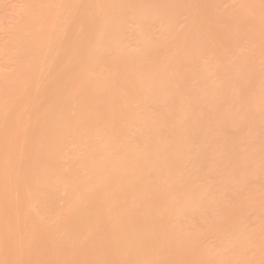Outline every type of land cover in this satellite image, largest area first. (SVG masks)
<instances>
[{
    "label": "bare ground",
    "instance_id": "1",
    "mask_svg": "<svg viewBox=\"0 0 264 264\" xmlns=\"http://www.w3.org/2000/svg\"><path fill=\"white\" fill-rule=\"evenodd\" d=\"M200 1H31L0 77V264H264V63L214 85Z\"/></svg>",
    "mask_w": 264,
    "mask_h": 264
},
{
    "label": "rangeland",
    "instance_id": "2",
    "mask_svg": "<svg viewBox=\"0 0 264 264\" xmlns=\"http://www.w3.org/2000/svg\"><path fill=\"white\" fill-rule=\"evenodd\" d=\"M31 1L30 0H0V77L1 78L5 77V76H9V75L13 74L15 71V68H16L15 54L16 53L14 52L13 49L10 48V43L12 41V33L11 32L15 29L14 27H16L21 22L25 11L28 10L31 6ZM240 1H242V0H223L219 5H217V6L212 5L210 7H208L206 4H204V0L200 1V4H198L199 9L204 10L202 21L204 23H206L209 26L210 30L214 33V36L212 38V37H210V35H213V33L211 32V34H210V31H209V34H210L209 38L206 39L205 41H206V43L208 42L207 45L210 47L208 48L209 50H207L203 54L204 56H206V59L204 58V56H202L204 58L203 60H205L206 63L203 62V60H202V61H200V64L206 66L207 64L211 63L212 65L209 64V66L211 65V67L212 66L215 67L217 65L221 68L219 70V67H217V66L216 67L218 69L216 67H215L216 69H214L212 67L213 68V75L218 74V75L214 76V78H213L214 85H216V86L222 85L223 82L222 81L220 82V77L222 75H224V74H225V76L230 75L229 70L231 69V67L235 68V64L233 65V63L231 61H233V58H238L237 55L239 53H240L238 55L239 57H241L242 55L243 56L245 55L244 57H248V56L251 57L252 56L251 58L248 57L250 59V62L255 63L258 67H262L263 63H264V48L262 47L260 40L255 36V34H257L256 31H257L258 23L264 21V0H246V7L244 10V15L238 16V17H236V16L232 17L229 14V13H231V11L235 12L238 9H240L238 11L243 10V8H242L243 5L241 4ZM238 5H240V6L242 5L241 8ZM237 7H239V8H237ZM5 15H6V17H5ZM7 15H8V18H7ZM181 16H180V18L182 19V21H180L181 19L179 18V24H181L182 26H180V29H178V30H184V28H186L187 24H188L187 23L188 15L185 16V14H184V16H183V14H182ZM5 18H7L8 20L5 21ZM179 24H178V28H179ZM133 25L136 26L135 24H132L130 27L131 28L130 31L131 30L133 31V29L136 30L135 27H133ZM136 28H137V26H136ZM232 28L237 30L238 37L236 39L237 40L236 41L237 46H235L236 48L234 47L233 50L232 49L230 50L231 47L228 48L226 45H224L223 40L225 38H228V36L230 34V30ZM10 30H11V32H10ZM261 36L264 37L263 34ZM211 39L213 41H209ZM263 40H264V38H263ZM203 42H204V40H203ZM212 43H214V44H212ZM227 48L231 52H228ZM219 53L221 56L219 55ZM222 53L224 54L223 57L225 59L222 57ZM225 53H229V55L225 54ZM230 53H231V56H230ZM232 53H234L235 55ZM226 55H228L229 57ZM246 55H248V56H246ZM219 56H220V58H219ZM216 58H217V60H216ZM230 58L232 59L231 61H230ZM226 59H227V61H226ZM236 60L234 59L233 62L237 63V62H235ZM217 61L219 63L220 62L222 63V67L224 66L223 64H225L224 68H222L221 63L219 64ZM223 61H225V62H223ZM188 63L189 62L186 63L187 65H185V67H187V69L193 68V65L190 63H189L190 65L188 68ZM226 63L228 64V67H229L228 70H225V68L227 69ZM229 64H231V65H229ZM180 65H182V64H180ZM180 65H178L176 71H179V70L181 71L182 69H186L185 67L183 68V66H181L182 69H181V67L179 68ZM190 66H192V67H190ZM216 70H219V71L215 72ZM221 70L223 73H221ZM226 73H228V74H226ZM1 78H0V81H1ZM221 79L223 80L224 78L221 77ZM141 110H143V111H141ZM144 111H145L144 109H140L141 113ZM229 132H230L229 134L231 135L232 132L231 131H229ZM233 132H234V130H233ZM71 142L72 141H70V142L68 141L66 143V145H64L66 147H64L62 149V153H63L62 155H64V156H63V159H62V156L60 159L61 160L60 165L62 164V167L60 166V169L63 168L64 172H67L69 167L71 168L72 163H70V162H72L71 160H72L73 156L76 155L73 153V151H74L73 149H74V147L76 148V146L72 145L73 143H71ZM70 143H71V145H70ZM71 153L74 155L72 156ZM71 156H72V158H71ZM70 158H71V160H70ZM261 179H263V178H261ZM262 181L261 182L258 181L259 185H260V187H258V188L262 187V185L260 184V183H262ZM258 182H256V184H258ZM256 184H255V187H256ZM262 189H264V188L262 187ZM262 191L263 190H260L258 192H262ZM63 193L64 192L60 193V195L62 196V197L60 196V199H59L60 205L58 203V206H60V208L63 207L64 200L67 197V194L65 195V193L64 194ZM64 195H65V197L63 198ZM16 197H19V195L16 194ZM35 208H36V206H35ZM35 208L33 206L34 210L33 209L32 210L36 211ZM210 238H213V240L207 239L208 240L207 242H209V240H212L214 242L217 241V240H215L216 239L215 237H210ZM214 242L213 243L211 242V245L209 243L210 246H212V244H213L211 249H215L217 247V245H216L217 243L216 242L214 243ZM214 245H216V246H214ZM216 250L219 251V249H215V251H214L215 253H218V251L216 252ZM221 252L223 253L224 251L221 250ZM227 252H228V250L225 251V253H227ZM23 253L21 254L20 257H23L26 263L28 262V260H30L31 263L30 262H28V263L33 264L34 263V260H33L34 258H32L33 255L30 254L29 252H28L29 253V255H28V253H26V251H25V253L27 255L25 253L24 254ZM23 258H22V260H23Z\"/></svg>",
    "mask_w": 264,
    "mask_h": 264
}]
</instances>
